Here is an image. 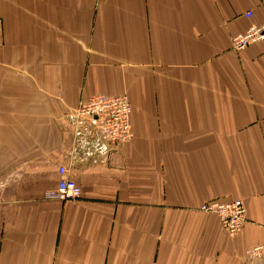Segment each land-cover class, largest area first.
I'll return each instance as SVG.
<instances>
[{"label": "crops", "instance_id": "crops-1", "mask_svg": "<svg viewBox=\"0 0 264 264\" xmlns=\"http://www.w3.org/2000/svg\"><path fill=\"white\" fill-rule=\"evenodd\" d=\"M262 22L264 0H0V264H264V41L232 47ZM98 94L129 96L133 137L72 153ZM61 166L77 200L45 198ZM235 199L234 236L199 210Z\"/></svg>", "mask_w": 264, "mask_h": 264}, {"label": "built area", "instance_id": "built-area-1", "mask_svg": "<svg viewBox=\"0 0 264 264\" xmlns=\"http://www.w3.org/2000/svg\"><path fill=\"white\" fill-rule=\"evenodd\" d=\"M252 17L253 12L245 13ZM0 28V37H1ZM264 41V22L251 25L244 33L233 38V49L241 51ZM132 103L127 94L109 96L98 94L83 100L69 112L68 118L73 126L74 145L72 153L80 150L85 156L93 154L109 155L133 137L131 125ZM61 175L56 188L46 192L50 200H77L82 189L69 177V168L61 166ZM199 210L215 214L229 235L241 232L247 220V208L243 200H211L200 205ZM248 260H264V244L251 247L246 254Z\"/></svg>", "mask_w": 264, "mask_h": 264}]
</instances>
